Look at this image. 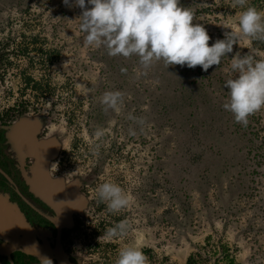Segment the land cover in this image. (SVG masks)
<instances>
[{"label":"rangeland","instance_id":"rangeland-1","mask_svg":"<svg viewBox=\"0 0 264 264\" xmlns=\"http://www.w3.org/2000/svg\"><path fill=\"white\" fill-rule=\"evenodd\" d=\"M180 4L205 27L209 45L235 27L242 11L232 0ZM248 4L264 11V0ZM81 11L74 0H0V114L18 109L44 119L71 162L68 172L84 177L85 231L70 243L72 256L114 264L121 249L139 246L148 264H185L192 252L214 264L209 246L199 248L208 237L213 250L225 244L237 264H264V109L243 127L222 107L223 84L235 75L225 71L232 55L264 59V42L237 41L207 72L162 63L144 70L138 57L86 46ZM115 91L123 94L120 111H105L101 97ZM98 127L105 131L100 140ZM104 182L121 186L130 206L109 211L97 196ZM122 221L127 234L108 237Z\"/></svg>","mask_w":264,"mask_h":264},{"label":"clouds","instance_id":"clouds-1","mask_svg":"<svg viewBox=\"0 0 264 264\" xmlns=\"http://www.w3.org/2000/svg\"><path fill=\"white\" fill-rule=\"evenodd\" d=\"M69 5V0H64ZM234 7L242 11L235 27L223 39L209 45L211 37L202 24H194L195 13L183 7L180 0H74L82 11L79 30L84 33V44L104 48L110 57L126 59L138 57L139 65L148 70L157 63L164 68L170 66H200L207 72L219 66L222 59L233 53L239 40L264 42V11L248 4V0H232ZM230 68L235 75L228 78L223 87L227 99L224 110L230 112L234 122L247 127L249 117L264 109V59H257L237 51L230 59ZM126 71L122 69V72ZM123 94L119 91L105 92L100 100L104 110L120 111ZM130 134H135L134 130ZM105 135L103 128L94 132L96 140ZM93 143L94 151L99 145ZM97 196L107 202L111 212H119L130 206L132 198L114 182L98 186ZM129 225L122 221L107 230V236L115 238L127 234ZM41 264H52L46 257L38 255ZM114 264H148V257L139 246H128L117 254Z\"/></svg>","mask_w":264,"mask_h":264},{"label":"flooded vegetation","instance_id":"flooded-vegetation-1","mask_svg":"<svg viewBox=\"0 0 264 264\" xmlns=\"http://www.w3.org/2000/svg\"><path fill=\"white\" fill-rule=\"evenodd\" d=\"M17 111L0 114V208L23 226L10 224L0 209V264H41L39 254L52 264H84L70 244L84 237V177L68 172L71 162L44 119ZM67 217L69 223L59 226Z\"/></svg>","mask_w":264,"mask_h":264},{"label":"trees","instance_id":"trees-1","mask_svg":"<svg viewBox=\"0 0 264 264\" xmlns=\"http://www.w3.org/2000/svg\"><path fill=\"white\" fill-rule=\"evenodd\" d=\"M213 124L214 123L212 122V124L210 125V129L212 131H215L216 129L212 127ZM204 126L207 127L206 124ZM208 128H205V131L207 130L206 133H205L206 137H208V134H207L208 133ZM223 129H224V127H223ZM226 131H229L230 134L233 132L231 130V126H229ZM223 136L226 139V141L223 140L224 144H226L228 138L225 135V132H224ZM208 147H213L215 149V152L218 149V147L212 145L211 142H210ZM216 153H218V152H216ZM205 239L206 240H204L205 241L204 246H201L199 248L200 249H203V248L205 249V246H209L208 250L211 251V252H209V255L214 256V257L217 256V258L213 260L214 264H237L235 262V260H234V257L232 255H230L229 250L227 249L225 244H223L221 242H218V244L216 245V247H217V251H216V250H213V244H209L208 243V239L209 238L207 237ZM200 263L206 264L207 263V259L204 256H201L198 253L192 252V253L188 254L187 258L185 259V264H200Z\"/></svg>","mask_w":264,"mask_h":264},{"label":"water","instance_id":"water-1","mask_svg":"<svg viewBox=\"0 0 264 264\" xmlns=\"http://www.w3.org/2000/svg\"><path fill=\"white\" fill-rule=\"evenodd\" d=\"M0 209L2 210L3 208L1 207ZM2 212H3V210H2ZM2 217L8 218L9 221H10V224L17 225V226H19L20 228L23 226L22 223H21V221H20V219H19V217H18L17 215H15V214H12V213H10V212L8 213V212L6 211V212H3ZM0 219H1V218H0ZM68 221H69V219H68V217H67V218H65V219L62 221V223L59 224V226L68 224V223H69ZM67 222H68V223H67ZM20 230H21V229H20Z\"/></svg>","mask_w":264,"mask_h":264}]
</instances>
